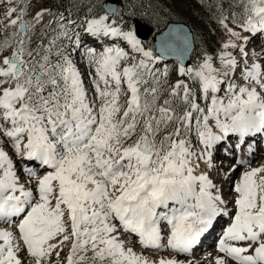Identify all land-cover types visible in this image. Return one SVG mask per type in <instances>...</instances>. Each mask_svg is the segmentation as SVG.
<instances>
[{
    "label": "snow or ice",
    "instance_id": "snow-or-ice-1",
    "mask_svg": "<svg viewBox=\"0 0 264 264\" xmlns=\"http://www.w3.org/2000/svg\"><path fill=\"white\" fill-rule=\"evenodd\" d=\"M29 2L0 0L11 5L0 17V223L8 225L0 227V264H194L188 257L228 215L221 190L206 172L197 173L194 160L211 167V150L230 134L238 136L237 148L264 136V64L246 48L264 36V0H235L237 11L221 12L217 22L229 39L218 54L220 68L207 54L186 67L187 36L167 33L161 52L177 51L180 41L175 83L166 66L155 67L162 57L144 47L123 13L108 6L93 15L90 7L84 33L128 49L113 44L81 52L92 98L72 59L80 35L62 25L45 43L50 25H37L52 13L41 8L25 19ZM237 72L242 83L233 82ZM179 77L211 97L206 113L195 88ZM194 113L199 152L186 139ZM5 144L18 160L46 169L37 177L24 168L35 188L20 182ZM236 163L245 170L232 187L234 211L214 264H264V165ZM124 234L171 255L150 260L125 247Z\"/></svg>",
    "mask_w": 264,
    "mask_h": 264
},
{
    "label": "rangeland",
    "instance_id": "rangeland-1",
    "mask_svg": "<svg viewBox=\"0 0 264 264\" xmlns=\"http://www.w3.org/2000/svg\"><path fill=\"white\" fill-rule=\"evenodd\" d=\"M103 0H101L102 2ZM46 2H48V0H30L29 5H28V14L27 16H25V19H31L35 13L37 11H39L41 8H48V6L46 5ZM11 5H5L4 3H0V17L3 16L4 12L7 10V7H10ZM49 9V8H48ZM52 15H45L43 21L41 22L40 25H37V29L44 27V26H48L49 23H52L50 19L51 17L55 18V16L53 15L52 10H50ZM145 23L149 24V21L142 19ZM153 27V33L159 31V27H155L153 25H151ZM230 27H233V25L229 24ZM47 27H44V30ZM48 32H51L49 30H47ZM46 32V30H45ZM79 35L81 34V31L77 32ZM86 33H82L81 34V38H83L82 36H85ZM194 34V33H193ZM206 37L202 34L197 35L194 34V50L192 52L191 55V64L188 67L194 66L196 64H198L199 62L202 61L203 57L205 54L212 56L213 57V65L216 68H220V61L218 59V54L220 51L224 50L223 49V43L227 42V40L229 39V37L227 36L225 30L221 27V29L219 30V32L216 33L215 39H208V41L205 39ZM217 40H221V43L217 49L216 54L212 55L209 53H205V49H213L214 45V41ZM105 38H102L103 42L102 45L104 44V46H111L113 44H119L122 47H125L126 50L127 46L125 44H123L120 41H114L112 39H108L106 38V41L104 40ZM199 39H203L204 41L202 43H199ZM264 41V36H255L253 37L250 42L246 45V48L249 52V55H253V53L256 54V58L257 60H259V62H261L262 64H264V52L260 53L259 55H257V51L259 50V48H257V46L262 45L260 44V42ZM65 42L63 44L67 45L69 47V50L73 47L72 44H69L68 40H64ZM38 42V40L36 41ZM107 42V43H105ZM142 44L144 45L145 48L147 49H151L153 48V44H152V37L148 38V40L145 41H141ZM109 44V45H107ZM197 44V46H196ZM264 45V44H263ZM35 46V43L34 45ZM72 46V47H71ZM85 48V46H82ZM98 47V46H97ZM100 48V47H99ZM228 51H232L231 49H229ZM137 58H139L138 54ZM233 55H235L237 57V59H239V53L238 51L233 52ZM82 58V56H78L77 54L75 56H73L72 54V59L73 61L76 63V65L80 62V59ZM161 60H158L155 64V67L157 69H163L165 66L170 70L169 73V80L170 83H175L177 77V73H176V69L179 67V64L176 62H160ZM251 62V61H249ZM237 79L234 80V83H242V81H240L238 79L239 77V72H237L236 74ZM185 79L186 78H182ZM187 82V81H186ZM188 83V82H187ZM226 88V84L221 86V91L219 93H217L218 96L223 97L225 95V91L224 89ZM93 96V95H92ZM91 95H89L90 98H92ZM202 101H203V105H201L200 107L202 109H205V113L207 111V107L210 106L211 103V97L209 96L207 99L203 98L202 95ZM194 118L192 120V126H191V131H189L186 135V139H188L191 143L192 146V150L193 151H201L202 149V145H200L199 140L197 138V134H196V119L195 117L198 115L196 113L193 114ZM200 118L202 119V115L203 114H199ZM209 123H213L212 121H209ZM215 130V129H214ZM229 137V136H228ZM225 138L223 141H220L219 143H217L214 148L211 150L212 152V162H211V167H207L206 169V165L203 163L204 159H201L199 161H195V163L199 164V168L197 169V173L205 171L210 178L213 180V182L217 185V187L221 190V194L224 198L225 201H227V207L229 206V208L231 209H226V211L228 212V215H226L227 218H222V217H218L220 221L219 225L216 227L214 225V227L212 228V230L210 229L208 233H206L204 235V237H202L201 239V243L198 245L197 251L193 254V255H197V258H200L201 255L203 254V250L210 248V249H214L216 247V240L218 239V236L220 235L221 232H223L224 227L226 226L225 223L230 221V215L232 214V212L234 211L233 207H232V196L234 195L233 191H232V187L235 181H237L241 175V173L245 170V166L244 165H238L236 163L237 160H246L248 162V165H250L251 167H259L261 165H264V147L261 145H251V146H255V150L256 152L253 151V153L251 154L249 151L245 152L246 147H248V144H245L242 148H241V152L240 149H235L232 148V146H234L236 143V137H229V138ZM229 139V140H227ZM226 143V145H225ZM5 150L8 151L9 155L12 156L15 164H16V170H17V174L20 177V179L22 180V183H25L28 186H31L33 188H35V183H34V178H29V176L27 174L22 173L20 170H22V168L24 166L25 161H20L18 160L14 153L12 152V149L10 148V146H8L7 144L4 145ZM226 147H229L231 149H233V153L231 155H229V151L226 149ZM224 148V149H223ZM225 151V153H224ZM228 152V153H227ZM243 152V153H242ZM245 152V153H244ZM239 154L241 156H239ZM235 167V171H231V169ZM33 170H35V172L37 173V171L39 169L36 170V168H32ZM23 174V175H22ZM264 175V174H262ZM26 179H32L30 181H26ZM224 220V221H223ZM0 227H8L5 224L0 223ZM211 232L213 233V240L209 243V244H204V241L206 239V237L209 235H211ZM166 235V232H165ZM136 236L134 235H130V234H124L123 236H121V239H123L125 241V247H131L133 248L134 251L138 252V253H143L144 256L148 257L150 260H157L159 259V253H161L159 251V253H157L158 251H151V250H146L144 248H142V246L139 244L138 242H135ZM133 242V243H132ZM135 242V243H134ZM215 246V247H214ZM67 249L64 250V252L62 253V256L67 254ZM165 252V251H164ZM163 252V254H164ZM213 252V251H212ZM151 253V255H150ZM212 254V253H210ZM151 256V257H150ZM214 255H212L211 257H213ZM216 256V255H215ZM214 256V257H215ZM182 257H184L182 255ZM213 257V259H214ZM195 264V263H194ZM212 264V263H211Z\"/></svg>",
    "mask_w": 264,
    "mask_h": 264
},
{
    "label": "trees",
    "instance_id": "trees-1",
    "mask_svg": "<svg viewBox=\"0 0 264 264\" xmlns=\"http://www.w3.org/2000/svg\"><path fill=\"white\" fill-rule=\"evenodd\" d=\"M234 3L235 0H119L118 11L124 14L129 25L134 17L147 20L150 25L159 29L169 21H184L194 34H202L208 41L215 39L216 33L221 29L217 22L221 12L230 17L233 11H237ZM47 6L55 12L75 18L88 16L90 7L92 14H103L101 0H51ZM203 41L199 39V43ZM220 43L221 40L216 38L213 49L208 48L204 52L216 54ZM186 81L192 85V81L187 78ZM192 86L196 90V101L201 103L198 85Z\"/></svg>",
    "mask_w": 264,
    "mask_h": 264
},
{
    "label": "bare ground",
    "instance_id": "bare-ground-1",
    "mask_svg": "<svg viewBox=\"0 0 264 264\" xmlns=\"http://www.w3.org/2000/svg\"><path fill=\"white\" fill-rule=\"evenodd\" d=\"M51 1V0H50ZM50 1H48V2H46V5H47V3H49ZM104 1V0H103ZM103 1L101 2V3H103ZM49 8V7H48ZM50 9V8H49ZM51 10V9H50ZM52 12H53V15L55 16V18H57V17H62V16H64V14L63 13H60V12H55V11H53L52 10ZM94 15V14H93ZM76 17H79V16H77L76 15ZM87 16L86 15H82L81 17H79V18H86ZM71 30H73V31H75V29L74 28H70ZM75 33H77L76 31H75ZM84 33V32H83ZM85 36H87V34H85ZM85 36H82V37H85ZM102 38L103 37H101V39H98L97 41H98V43L101 45L102 44V42H103V40H102ZM109 39V38H108ZM101 42V43H100ZM260 44H262V45H258L257 46V48H259V50H256L257 52V55H259L260 53H263L264 52V41H262L261 40V42H260ZM82 47V46H81ZM85 47H92V48H95L97 51H100L101 49L99 48V46L97 47L96 45H86ZM83 49H84V47H83ZM259 61V60H258ZM229 137H236V141H235V145L234 146H232V148H234V150L235 149H240V151L239 152H241V148L245 145V144H248V147H246V149H245V152H250L251 154L253 153V151L254 152H256V150L254 149L255 148V146L253 147V146H251V150L249 149V146L250 145H261V147L263 146L264 147V136H262V135H257V136H255V137H249V138H246L245 139V141H244V143H242V144H240V147L239 148H237L236 147V145L239 143V138H238V136H236L235 134H230L229 135ZM228 137V138H229ZM227 140H229V139H227ZM223 141V140H222ZM225 145H226V143H225ZM224 149V148H223ZM226 149L230 152L229 153V155H231L232 153H233V149H231V148H229V147H226ZM244 152V153H245ZM248 152V153H249ZM224 153H225V151H224ZM228 153V152H227ZM243 153V152H242ZM239 156H241L240 154H239ZM211 162H212V160H211ZM203 163L206 165V169H207V167H209V165L207 164V162H206V159H204V161H203ZM22 166H24L23 168H22V170H20L22 173H24V174H27L25 171H24V168L25 167H28V168H36V170L37 169H39V168H41L40 166H39V164H38V162H30V161H26L25 163H24V165H22ZM260 167V166H259ZM46 171V169H44V168H41V169H39L38 171H37V177H39V176H42L43 174H44V172ZM202 172H205V171H202ZM23 175V174H22ZM30 178V177H29ZM32 179H26V181H30V182H32L31 181ZM20 182L22 183V180L20 179ZM26 186H28V185H26ZM223 207V206H222ZM227 209H231V208H229V206L227 207ZM220 217H222V218H224V220H225V218H227L226 217V215H221ZM223 220V221H224ZM220 221L221 220H219V218H217V220H216V222L214 223V225L217 227L218 225H219V223H220ZM230 222V221H229ZM229 222H227V223H225L226 224V226L228 225V223ZM3 224V223H2ZM8 226V225H7ZM225 226V227H226ZM224 227V228H225ZM9 230H13V229H9ZM212 230V229H211ZM164 231H166V230H164ZM210 232V231H209ZM164 235H165V232L163 233ZM222 235V232L220 233V235L218 236V239L216 240V242H218V240H219V238H220V236ZM135 239H136V241L135 242H138V237H135ZM213 240V233L211 232V235L209 236H207L206 237V239H205V241H204V244L206 243V244H209L211 241ZM134 242V243H135ZM133 243V242H132ZM205 244V245H206ZM217 245V244H216ZM215 247V246H214ZM197 248H198V246L193 250V253H192V255L191 256H189L188 257V260H191V261H193L195 264H197V262H198V264H214V259H213V257L216 255H218V253H217V251H216V247L214 248V249H210V248H207V249H204L203 250V254L201 255V257L200 258H197V255H193L196 251H197ZM146 250H151V251H153L152 249H146ZM154 251H158L157 253H159V251L161 252V253H159V259L161 258V257H167V256H170L171 255V253H170V251H163V250H154ZM213 251V252H212ZM163 252H164V254H163ZM210 253H212V254H210ZM150 255H151V253H150ZM212 255H214L213 257H211ZM149 257V256H148ZM151 257V256H150ZM180 259H184V257H182V255L179 257ZM158 259V260H159Z\"/></svg>",
    "mask_w": 264,
    "mask_h": 264
},
{
    "label": "water",
    "instance_id": "water-1",
    "mask_svg": "<svg viewBox=\"0 0 264 264\" xmlns=\"http://www.w3.org/2000/svg\"><path fill=\"white\" fill-rule=\"evenodd\" d=\"M102 8L105 11L108 6L117 9L118 0H104L102 3ZM134 28L136 30L137 36L140 40H147L153 33V27L148 25L147 23L143 22L139 18L135 17L132 20ZM170 31H175L179 33L181 36L186 35L189 41V49L184 54V64L185 66H189L191 63V54L194 50V36L191 27L182 21H169L167 24L161 28L159 31L154 33L152 37V43L154 46V53L157 56H161V61H177L180 63L178 56H179V45L180 41L175 40L177 45V51L173 52H161V40L162 38L166 37V34ZM175 39V38H173Z\"/></svg>",
    "mask_w": 264,
    "mask_h": 264
}]
</instances>
